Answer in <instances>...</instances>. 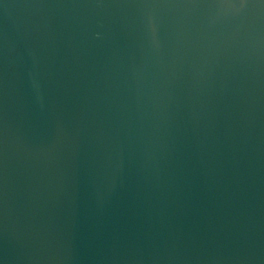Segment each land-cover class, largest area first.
<instances>
[{"label": "water", "instance_id": "water-1", "mask_svg": "<svg viewBox=\"0 0 264 264\" xmlns=\"http://www.w3.org/2000/svg\"><path fill=\"white\" fill-rule=\"evenodd\" d=\"M0 264H264V0H0Z\"/></svg>", "mask_w": 264, "mask_h": 264}]
</instances>
